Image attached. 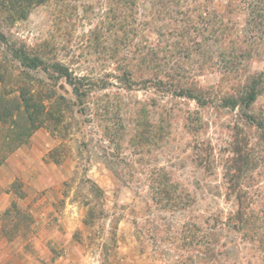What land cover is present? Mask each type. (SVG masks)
<instances>
[{
	"label": "trees",
	"instance_id": "obj_1",
	"mask_svg": "<svg viewBox=\"0 0 264 264\" xmlns=\"http://www.w3.org/2000/svg\"><path fill=\"white\" fill-rule=\"evenodd\" d=\"M90 1L0 0V10L15 23L26 20L34 7L55 3L63 16L72 18L90 9ZM101 2L106 9L101 34L93 35L113 39L107 49L114 63L111 72L83 68L72 51L49 57L41 49L6 44L23 71L22 79L9 83L15 95L0 99L7 124L0 164L49 118L58 121L65 111L72 120L86 117L83 145L98 150L94 155L109 171L116 191L133 193L135 247L151 264H264V152L256 151L239 123L226 127L220 143L203 138L210 123L200 113L241 111L264 143V115L245 114L264 95V70L249 67L264 56V0ZM28 71H40L54 83L62 80L72 100ZM209 72H218L219 81L201 85L200 77ZM109 86L116 89L115 110L132 111L128 119L119 117L115 128L105 118L112 107L98 105ZM138 92L148 100L135 101L131 109L127 101ZM177 101L193 103L198 112L188 107L181 113ZM158 110L167 111L160 120L152 113ZM92 126L98 135L94 144L88 135ZM181 129L191 138L186 145L192 149L191 162L204 174L221 171L222 198L229 209L217 204L219 195L199 191L200 183L192 193L176 179L183 157L169 151L165 166L157 165L155 156L149 159L160 147H170ZM119 219L115 213V234Z\"/></svg>",
	"mask_w": 264,
	"mask_h": 264
},
{
	"label": "rangeland",
	"instance_id": "obj_2",
	"mask_svg": "<svg viewBox=\"0 0 264 264\" xmlns=\"http://www.w3.org/2000/svg\"><path fill=\"white\" fill-rule=\"evenodd\" d=\"M89 4L90 9L84 13L80 10L72 18L63 16L55 3L34 7L26 20L15 23L0 10V99L15 95L16 90L9 83L16 77L22 79L23 71L9 54L6 44L25 45L35 51L41 49L49 57L72 51L83 68L92 69L96 74L113 70L112 53L107 50L113 39L96 40L93 35L94 32L101 34L105 6L101 0H92ZM72 5L77 6V2ZM249 67L264 70V56L252 61ZM28 74L53 87L58 95L72 100L70 88L62 80L54 83L40 71ZM219 77L218 72H209L200 77V83L215 85ZM115 91V87L109 86L101 92L98 102V105L112 107L104 116L113 128L118 127L119 117L128 119L132 113L115 110ZM147 97L144 93H133L127 103L132 109L135 101L148 100ZM2 103L0 142L7 129ZM176 104L181 113L188 107L198 112L193 103L177 101ZM240 112L200 111L203 120L210 123L202 137L220 143L226 137V127L239 123L256 151L264 152L259 132L246 123L245 115ZM98 113L100 115V111ZM152 113L154 119L160 120L167 111ZM246 113L256 117L264 115V95ZM63 115L58 121L49 118L44 127L0 164V264H151L148 256L139 254L135 247L130 224L133 193L126 188L116 191L109 171L94 155L99 154L98 150L83 145L86 134L81 132L88 128L86 117L77 115L72 120V113L67 111ZM89 128L93 132L88 135L94 144L98 135L94 126ZM190 139L181 129L170 147H160L149 159L155 156L157 165L165 166L164 157L169 151L180 159L183 157L182 167L175 169L176 179L186 184L192 193L198 192L200 183L199 191L219 195L215 200L217 204L229 209L222 198L221 171L204 174L191 162L192 149H186ZM91 184L96 188H91ZM115 213L120 218L116 234Z\"/></svg>",
	"mask_w": 264,
	"mask_h": 264
}]
</instances>
